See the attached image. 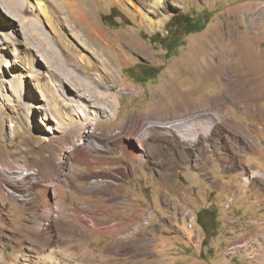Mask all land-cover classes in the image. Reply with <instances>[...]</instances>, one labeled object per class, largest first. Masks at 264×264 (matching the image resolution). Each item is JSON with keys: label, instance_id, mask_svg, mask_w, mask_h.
Listing matches in <instances>:
<instances>
[{"label": "rangeland", "instance_id": "rangeland-1", "mask_svg": "<svg viewBox=\"0 0 264 264\" xmlns=\"http://www.w3.org/2000/svg\"><path fill=\"white\" fill-rule=\"evenodd\" d=\"M154 1L42 0L46 14L33 1L26 35L10 24L13 41H23L16 45L21 57L41 72L26 71L20 96L10 85L18 66L13 44L0 27V53L7 52L0 63V253L7 263L18 245L36 255V226L49 221L44 202L57 194L65 210L54 208L50 218L52 245L73 251L79 264H264V0ZM180 13L199 22L193 32L182 26L170 35L168 23ZM28 45L46 53L52 69ZM204 57L211 69L192 70ZM65 74L118 101L98 114V138L114 147L83 143L81 154L77 130L53 114L54 104L70 112L58 90ZM179 119L199 136L184 139L163 127ZM134 122L148 136H124L123 143H139V159L110 139ZM70 149L80 163L73 173L62 160ZM2 169L38 178L16 181ZM105 173L117 184L91 183ZM203 208L211 211L202 226Z\"/></svg>", "mask_w": 264, "mask_h": 264}, {"label": "bare ground", "instance_id": "bare-ground-1", "mask_svg": "<svg viewBox=\"0 0 264 264\" xmlns=\"http://www.w3.org/2000/svg\"><path fill=\"white\" fill-rule=\"evenodd\" d=\"M33 1H35L36 4L40 5V8L42 9V11H41L42 13H45V14L48 13V10L46 9V6L42 2V0H33ZM33 1L24 0V1L20 2V0L19 1H17V0H0V19H3L4 25H6V26H3L2 24H0V27H4V28L8 27L5 30L6 31V34H5L6 37L5 38H6L7 42H11V44H13L12 52L14 55H16L17 60H15V62L18 63V66H15V69H13L14 78L12 79V84H10L12 87V93H14V95H18V96H20L22 94L24 95V93H26L25 92L26 89H25L24 77L27 75H30L26 71H29V69L30 70L34 69V70H32L33 74H31V76L37 75L39 77L41 75V72L38 70V68L35 69V66H33V67L30 66L31 63L27 60V58L24 59L23 57H21V55H20V53L22 51L21 46L18 48L16 45H18V43L23 44V41L16 39L17 41L14 42L13 41L14 39H12V37H14V36H12V33H13L12 26L13 27L16 26V28H17V25H19L18 31H19V27H20V32H22L24 35H26L28 20H27V17L25 14H26V11L34 10L35 3ZM153 4H154V6L159 5L160 0H155L153 2ZM1 9H2V11H1ZM6 47H7V45H4L3 48H6ZM27 47L36 49L38 52V55L41 56V59L46 63V65H48L49 69H52L50 66L51 65L50 61L46 60L47 58L45 57V55L47 56V54L45 52H44L45 54H41V53H43V51L40 52L41 49L39 48L40 49L39 50L36 45H35V47L29 46V45ZM48 47H49V44H48ZM137 48L139 49V47H137ZM214 52L215 51L211 52L210 59L213 58ZM6 55H7L6 51H2V53H0V63H1V61H5L7 59ZM48 55H50V53ZM226 55L224 54L223 56H226ZM221 58L223 59V57H221ZM202 59L203 60L201 62H196L195 64H193L192 70H196V71H200V72H208L209 67H210L209 61L205 57ZM23 62H25V63H23ZM100 62L104 68L109 67V65L107 64V62H105L103 60V58H102V61H100ZM214 63L216 64V62H214ZM33 65H36V64L33 63ZM219 65H217V66H219ZM3 66L9 67V65H7L6 63L3 64ZM210 69H211V67H210ZM62 82H63V85H65V83H66L70 86V87H67V86L64 87L62 85V83H59V87H58V90L61 91L63 94V98L65 101L64 105L66 108H68L70 110V112L69 111L67 112L65 110L64 111L60 110L59 109L60 106L57 107L56 104H54V107H51V110L57 118H60L65 129L77 130V132H78L77 137L78 138L76 137L75 139L78 142H76L75 144L78 145L79 152L81 154H83V147L80 146L83 143H84V146H88L89 148H91V150L92 149L93 150H96V149L99 150V148H98V146H100L99 142L103 143V145L101 144L102 147L103 146L109 147L111 145L109 143L110 140L109 141H104V140L102 141L101 138L100 139L98 138V136L100 135V132L98 131V125H99V119H100L98 114L111 112L113 107H115V104L118 101L115 99V97L111 93H108L105 90H101L98 87H95L96 85L94 86V85H91L90 83H86L82 79L81 80L80 79H71L68 76V74H65V76L62 77ZM34 98H35V96H33V97L31 96L29 98V100H30L29 101L30 102V112H34L35 109L38 107L35 104H33ZM73 112H75V113L73 114ZM72 115H76V116L78 115L79 119L75 120ZM217 122H218V120H217ZM217 122L213 121L212 123L215 124ZM154 126H156V124H152V123L149 124V128L154 127ZM163 127H165L167 130L173 129V128L176 129L178 134L183 136L184 139H190V138L195 139L197 136H199V133H196V134L189 133L190 124H189L188 120H186V119H179L176 123L164 124ZM47 128L52 130V132H53V130L62 131V129L59 125L54 126V125L48 124ZM111 136L112 137L110 139H112V140H113V138H119L117 140L122 141L120 143V147H122L125 150L126 154H128V156L130 158L139 159V158H141V153H139L137 150V147H139V143L138 144L136 143L135 148H132V147H129L127 144L123 143V141H124L123 138H124V136H141V137L143 136V138H145L146 136H148V131H147V129H145L144 132H139V129L137 128V125L134 122L130 126L128 131H126V132H120L119 131V132H116L115 134H113ZM46 140L50 141L51 138H46ZM116 145H118V143H116ZM111 146L114 147L113 145H111ZM72 150L73 149L65 151L64 154L62 155L63 157L61 156L62 160L65 159L66 161L67 160L69 161V164L71 166V173H73L74 170H76L80 166V163L75 159V154ZM48 176L50 177V182H53L55 180L56 176L54 177V174H51V172ZM69 177H66L65 184L72 186L74 184V180L69 178ZM88 179H89V177H88ZM117 182H118V180L111 178L107 174L105 175V177L94 178L91 180V183H93V184L104 185V186H113L114 184H117ZM54 195H56L55 201H50L47 199L44 202L43 215H44V217L48 218L49 221L46 223V225L39 222L38 225L36 226L39 229V233L36 236L38 240H36L34 243V246L36 247V249H35L36 255H32L29 252H25L24 251L25 248L22 245H18L16 248V251H17L16 254L13 256V258L11 260H9L10 262H8V263L6 262L8 260L5 258V256L2 253H0L1 264H79L76 260H73V256H72L73 251L70 252L69 250H60L57 247H55L54 245H52V243H53L52 237H54L52 235H54V234L53 233H52V235L50 234V231H52L51 229L53 228V223L51 222L52 219H50V218H52L53 216H57V214H55V213L59 212V211L58 212L55 211V213H54V208L58 207L61 211L65 210L64 208H60V206L58 205V203L61 199L60 195H57V194H54ZM61 211H60V213H62ZM65 239H66V237H65Z\"/></svg>", "mask_w": 264, "mask_h": 264}, {"label": "trees", "instance_id": "trees-1", "mask_svg": "<svg viewBox=\"0 0 264 264\" xmlns=\"http://www.w3.org/2000/svg\"><path fill=\"white\" fill-rule=\"evenodd\" d=\"M104 20L107 19V16L103 17ZM199 21H196V20H189L187 19L186 16H184L183 14H178V15H175L171 21H169L168 23V32L169 34L171 35V32L174 30V29H180L182 28V26H185L186 29L189 31V32H193L194 30L192 29L193 27H191L190 25H195V24H198ZM202 29V28H201ZM199 30V29H198ZM174 44L172 45H168L169 47V50L170 48L173 47ZM210 209H205V210H201L199 213H198V217H197V221L199 222V224H201L202 226L205 225V222L203 220V216H204V212H208ZM211 211V210H210ZM214 216V214H213ZM205 232H206V235L208 236V234H210V230L209 229H205Z\"/></svg>", "mask_w": 264, "mask_h": 264}, {"label": "built area", "instance_id": "built-area-1", "mask_svg": "<svg viewBox=\"0 0 264 264\" xmlns=\"http://www.w3.org/2000/svg\"><path fill=\"white\" fill-rule=\"evenodd\" d=\"M1 167V166H0ZM3 171H4V169H2ZM5 171H8V172H5ZM4 172L6 173V175L9 173V174H11L10 173V171L9 170H5ZM22 171V170H21ZM31 174H34V175H32V177L33 178H35V180L38 178L36 175H37V172H28V171H22V173H20V172H18V171H16L15 173H13V174H11V176L9 177V179H14V180H16V181H18V180H23V179H25L28 175H31ZM8 179V180H9ZM194 216H191L190 217V220H194ZM136 229V227L134 228V230ZM127 236V235H126Z\"/></svg>", "mask_w": 264, "mask_h": 264}, {"label": "crops", "instance_id": "crops-1", "mask_svg": "<svg viewBox=\"0 0 264 264\" xmlns=\"http://www.w3.org/2000/svg\"><path fill=\"white\" fill-rule=\"evenodd\" d=\"M171 161L170 162H173V160L172 159H170ZM172 165H174V164H172ZM150 190H152V189H150ZM205 209H207V208H203V209H201V210H205ZM201 210H199V212L201 211ZM116 228V227H115ZM205 231V230H204ZM206 233V232H205ZM216 234V236L218 235V232L217 233H214L212 236H214Z\"/></svg>", "mask_w": 264, "mask_h": 264}]
</instances>
